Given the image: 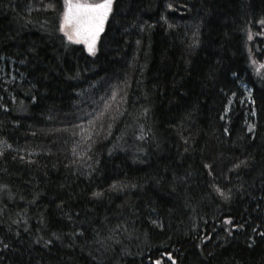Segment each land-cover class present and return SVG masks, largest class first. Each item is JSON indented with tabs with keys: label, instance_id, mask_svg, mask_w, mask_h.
Segmentation results:
<instances>
[{
	"label": "trees",
	"instance_id": "obj_1",
	"mask_svg": "<svg viewBox=\"0 0 264 264\" xmlns=\"http://www.w3.org/2000/svg\"><path fill=\"white\" fill-rule=\"evenodd\" d=\"M63 10L0 0V264H264V0Z\"/></svg>",
	"mask_w": 264,
	"mask_h": 264
},
{
	"label": "snow or ice",
	"instance_id": "obj_2",
	"mask_svg": "<svg viewBox=\"0 0 264 264\" xmlns=\"http://www.w3.org/2000/svg\"><path fill=\"white\" fill-rule=\"evenodd\" d=\"M112 2L113 0H102L97 4H81L65 0L61 31L69 41H73L74 38L76 42L83 40L88 51L94 54L97 38L104 30L105 20L112 10ZM72 25H75L74 35L65 30L66 26Z\"/></svg>",
	"mask_w": 264,
	"mask_h": 264
},
{
	"label": "rangeland",
	"instance_id": "obj_3",
	"mask_svg": "<svg viewBox=\"0 0 264 264\" xmlns=\"http://www.w3.org/2000/svg\"><path fill=\"white\" fill-rule=\"evenodd\" d=\"M63 1V6H64V10H63V13L65 11V0H62ZM73 3H81V4H97V3H101L102 0H72ZM113 6H114V0L112 2V10H113ZM112 10L110 11L108 17L106 18L105 20V23H104V30L99 34L98 38H97V41H96V45H95V52L94 54L93 53H90L87 49V45L83 42V40H80L79 42H76L75 38L73 41H69L67 39V36L65 35V33L63 31L62 34L66 37V39L68 40V42L71 44V45H76V46H81L85 52L90 55V56H94L97 52V49H98V44H99V41H100V36L103 34V32L105 31V28H106V25H107V21L112 13ZM63 13L61 15V24L63 22ZM74 29H75V25H72V26H66L65 30L68 31L70 34H73L74 35ZM252 59V63L254 65H256V62L254 61L253 58ZM16 72H17V69L15 67H13L12 63H9V64H4L3 61L0 60V81L1 82H4V83H9L11 81H13L15 78H16ZM243 88V90L245 91V99L248 100L249 98V90L246 89L247 87L245 85H242L241 86ZM247 102V101H245Z\"/></svg>",
	"mask_w": 264,
	"mask_h": 264
}]
</instances>
